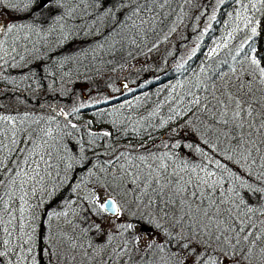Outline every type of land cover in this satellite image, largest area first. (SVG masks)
<instances>
[{
  "label": "snow or ice",
  "instance_id": "obj_1",
  "mask_svg": "<svg viewBox=\"0 0 264 264\" xmlns=\"http://www.w3.org/2000/svg\"><path fill=\"white\" fill-rule=\"evenodd\" d=\"M171 2L0 0V9L24 13L33 20L26 25L0 19V68L12 66L5 57L15 60L8 48L11 34L48 22L51 31L61 29L60 44L72 35H83L94 37L91 43L97 48L108 45L112 52L118 51L117 43L121 49L126 44L140 48L145 37L156 33L158 25L166 24L171 12L163 9ZM226 2L215 0L217 6ZM231 3L240 5L228 13L233 17L232 31L215 42L207 59L215 60L235 39V33L245 32L231 57L238 67L228 65L227 60L216 61L228 65L232 73L224 80L227 74L214 69L213 75L224 80L217 85L207 75L213 65L202 66L194 87L203 91L206 81L212 80L208 94L200 96L190 89L172 97L176 106L168 120L187 118L179 129L172 130V143L162 142L163 151L156 144H141L143 151L110 145L104 164L86 162L98 171L91 172L94 184L79 198L86 206L78 204L73 210L86 225L80 232L79 223L74 224L67 211L45 216L49 224L53 218L64 217L73 225L71 233L45 227L43 218L36 223L35 209L44 202L36 193L51 194L45 177H51L53 169L59 175V170L72 168L71 163H64L59 130L46 127L29 131L30 125H25L30 119L39 123L29 113H0V264H264V54L256 55L258 50L252 46L259 35L256 13L264 12V0ZM184 4H195L197 21L208 10L207 3L196 0H184ZM216 11L213 7L209 21L217 19ZM184 15L181 6L165 40L183 23ZM77 18L78 23H68ZM210 27L205 26L203 33ZM157 46L153 43L148 51ZM199 47L197 44L192 49L189 60ZM78 54L65 56L60 63L75 60ZM185 63L178 64L176 71ZM200 74L204 80L199 79ZM167 123L162 121L159 126ZM67 126L78 131L76 124ZM182 132L190 133L195 142L184 141ZM89 135L108 137L112 133ZM193 152L199 154L197 161L191 160ZM33 197L39 203L33 204ZM138 224L155 233L143 244V236L135 233ZM89 233L103 240L93 243L88 240Z\"/></svg>",
  "mask_w": 264,
  "mask_h": 264
},
{
  "label": "trees",
  "instance_id": "obj_2",
  "mask_svg": "<svg viewBox=\"0 0 264 264\" xmlns=\"http://www.w3.org/2000/svg\"><path fill=\"white\" fill-rule=\"evenodd\" d=\"M196 3L208 4V10L199 21L194 19L199 14L195 4L189 6L184 4V0H172L170 6L166 5L163 9L165 12H171L166 24L158 25L157 32L145 37L140 48L126 44L121 49V45L117 43L115 47L118 51L115 52L110 51L108 45L103 49L97 48L91 43L94 37L83 35H72L60 44L62 34L59 27L53 32L50 30L51 22L38 24L37 28L42 31V36L25 44L22 55L13 54L15 56V60H12L13 67L4 65L0 68V103L4 104V107L0 108V113L5 115L29 113L32 119L39 121L38 124L31 123L30 119L25 125L26 127L30 125L29 131L32 128L46 127L58 129L62 136L61 154L66 156L64 163L72 164V168L67 171L59 170V175L57 170L53 169L51 177H45L51 194L40 191L36 193V196L44 201L35 209L37 224L43 218L45 227H50L53 231L63 230L71 233L63 217L53 218L49 224L45 214L67 211L70 215L77 209L78 204L81 207L86 206L79 198L94 184L91 172L98 171L87 164V161L94 165L104 164L108 159L107 149L110 145L121 150L127 147L129 150L135 148L143 151L144 149L140 148L141 144L148 147L156 144L163 151L162 142L172 143L169 138L172 130L179 129L187 118L168 120L172 114L171 110L176 106L172 97L177 94L184 95L190 89L197 95H207L208 84H211L212 80L220 85L232 76L228 65L238 67L231 57L235 54L234 49L242 41L245 32L235 33V39L229 43L228 48L219 52L215 60H208L207 56H204V51L209 41L208 37L211 39L216 37L210 36L212 28H216L221 19L228 16V13H233V9L239 8L240 5L232 4L231 0L219 6L215 4V0H196ZM181 6L185 12L183 23L179 24L178 32L168 35V39L165 40L164 37L169 33L173 21L177 19ZM213 7L217 8V19L209 21L207 17ZM172 9L175 12H172ZM4 10V14L12 22L26 25L33 23V20L24 13L13 12L7 8ZM259 17L261 20L264 19V12L256 13V19ZM78 22V18L68 21L70 24ZM208 24H211V27L204 34L203 29ZM259 32L261 35L262 28ZM260 38L257 36L254 39L252 46L256 49L261 44ZM153 43L158 46L149 52L148 48ZM197 44L200 47L196 50V55L190 60L189 56L183 59ZM247 50L245 45V51ZM129 52L132 54L129 55ZM77 53H79L77 59L60 63L65 56ZM21 56L24 57L23 60L20 59ZM223 60H227L228 65L216 63ZM184 61H187L184 68L176 71L177 65ZM207 64L213 65L207 73L212 80L206 81L202 91L194 85L198 83L200 68L206 67ZM217 68L227 74L224 80L213 75L214 69ZM142 77L144 79L141 81ZM199 79L204 80V74H200ZM121 80H125L129 87L121 88ZM173 86H176L175 91ZM74 109L79 111H73ZM162 121L168 123L160 127ZM69 124H76L78 131L68 127ZM105 131L111 132L112 135L96 138L89 135L90 132L100 134ZM179 151L181 156H184L185 150ZM98 153L101 155H97ZM81 155L84 160H79ZM198 156L199 154L193 152L191 160L197 161ZM68 157L72 159H67ZM31 202L39 203L36 197H33ZM85 226L80 224L78 232ZM88 240L96 243L103 240V237L89 233Z\"/></svg>",
  "mask_w": 264,
  "mask_h": 264
},
{
  "label": "rangeland",
  "instance_id": "obj_3",
  "mask_svg": "<svg viewBox=\"0 0 264 264\" xmlns=\"http://www.w3.org/2000/svg\"><path fill=\"white\" fill-rule=\"evenodd\" d=\"M4 11H5L4 8L0 9V19H2L5 23L12 22L10 20V18L4 14ZM232 19H233V17H230L228 15L224 19L220 20V22L216 28L215 27L212 28V30H211L212 33L210 34V36L216 35V37H213V39L208 37L209 41L207 42V47L205 48L204 56H207L208 51L211 48L216 46L215 42L220 41L221 38L227 34V32L232 31V27L230 26V21ZM257 19H259V21H260V24L258 25V33H260L259 30H260V28H262V34L258 35L261 37L260 38L261 44L259 45V48L257 49L258 51H257L256 55H261V54H264V19L261 20L260 17ZM178 28H179V25H178L176 31L171 33L170 35H174L176 32H178ZM25 36H27V39H24ZM40 36H42V31L37 27H35V28H24L20 32L11 34V36L9 37V44H8L9 52H11L12 56L15 53H19L20 55H22V53L25 50V44H27L29 42H33L34 40H37ZM13 40L16 41V43L14 45L12 44ZM13 46L15 47V52H12ZM190 54H191V52L188 53L187 55L185 54L183 59L185 57L189 56ZM5 58L9 60V63L12 65L11 67H13L14 62L12 61L11 56H7ZM0 63H2V62H0ZM6 66L7 65H5V67ZM120 87H121V84H120ZM183 140L186 142H187V140L190 142H195V137H193L190 133H188L186 135H183ZM69 218L73 220L74 224H76V223H79V225L84 224V222L81 220L80 216L74 215V213L70 214ZM64 220H65V218L63 217V221ZM64 222L67 224L66 220ZM67 227H68L69 231H72L73 225L67 224ZM105 227H107V225H105ZM135 233L141 234L143 236V239L141 240V244L152 239L153 236L155 235L151 230H149L148 228H146L142 224L137 225V227L135 228Z\"/></svg>",
  "mask_w": 264,
  "mask_h": 264
},
{
  "label": "water",
  "instance_id": "obj_4",
  "mask_svg": "<svg viewBox=\"0 0 264 264\" xmlns=\"http://www.w3.org/2000/svg\"><path fill=\"white\" fill-rule=\"evenodd\" d=\"M143 79H144V77H142L140 80L142 81ZM120 84H121V88H128L129 87V85L124 80H121Z\"/></svg>",
  "mask_w": 264,
  "mask_h": 264
}]
</instances>
